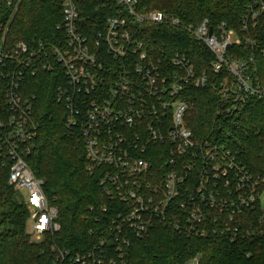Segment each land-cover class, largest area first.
<instances>
[{
  "label": "built area",
  "instance_id": "obj_1",
  "mask_svg": "<svg viewBox=\"0 0 264 264\" xmlns=\"http://www.w3.org/2000/svg\"><path fill=\"white\" fill-rule=\"evenodd\" d=\"M82 1L63 0L64 23L58 28L67 38L57 43L35 48L24 41L9 45V26L0 25V67L6 70L10 113H0V168L10 169L9 183L18 191L27 190L31 242L44 241L62 225L59 207L44 189L45 180L26 160L35 148L38 125L23 85L27 73L54 71L56 64L68 82L57 94L68 112L67 127L78 129L84 140L89 171L104 168L100 185L125 202L128 211L113 220L109 238L87 252L53 244V264H130L133 239L144 237L159 221L201 237L221 236L232 242L263 238L264 173L253 171L241 153L223 145L219 137L199 139L187 124L185 88L207 85L208 75H197L180 52L170 65L157 62L137 37L146 23L179 26L181 19L159 10L142 12L139 0H116L127 15L108 17L106 29L90 36L79 27ZM263 17L264 0H254L243 18V32L257 28ZM188 29L214 53L213 70L220 73L227 66L234 75L232 86L228 80L223 84L225 99L232 96L234 101L225 115H240L252 96L264 98V86L248 79L247 62L228 57L234 45L255 44L251 36L239 35L225 22L215 30L209 19ZM157 145L163 147L159 156L168 155V166H155ZM110 241L114 245L109 246ZM113 248L116 257L109 255ZM198 263L199 257L187 264Z\"/></svg>",
  "mask_w": 264,
  "mask_h": 264
},
{
  "label": "trees",
  "instance_id": "obj_2",
  "mask_svg": "<svg viewBox=\"0 0 264 264\" xmlns=\"http://www.w3.org/2000/svg\"><path fill=\"white\" fill-rule=\"evenodd\" d=\"M139 1L142 12L159 10L181 19L179 26L151 22L141 29L137 37L147 43L154 60L170 65L173 55L180 52L194 65L197 75H208L207 85L189 84L185 88L188 126L199 139L219 137L223 145L240 152L253 171L264 173V98L252 96L240 115H225L234 101L232 96L225 99L223 84L228 80L232 86L234 75L227 66L216 73L212 67L214 53L188 29L209 19L215 30L225 22L239 35L251 36L255 44L234 45L228 57L245 60L249 81L264 86V17L257 28L243 32V18L254 0ZM78 6L80 30L90 36L106 29L108 17L127 15L116 0H83ZM63 23V0H0V25L9 26V45L24 41L35 48L40 43H57L67 38L58 28ZM5 72L0 67V113L9 116ZM61 85L68 82L56 64L54 71L41 68L35 75L27 73L23 95L33 101L38 125L35 148L26 160L45 180L48 197L59 207L62 229L42 242H31L30 213L24 196L9 183L10 169L0 168V264H53V244L75 253L87 252L102 238H109L113 220L128 211L125 202L113 198L100 185L104 168L94 174L89 171L84 140L78 129L67 127L66 106L57 100ZM161 149V145L155 146L156 167L167 165L168 155L158 154ZM129 250L130 264H187L197 257L198 264H264V237L232 242L221 236L190 235L163 221L156 222L144 237H135ZM109 255L117 256L114 248Z\"/></svg>",
  "mask_w": 264,
  "mask_h": 264
},
{
  "label": "rangeland",
  "instance_id": "obj_3",
  "mask_svg": "<svg viewBox=\"0 0 264 264\" xmlns=\"http://www.w3.org/2000/svg\"><path fill=\"white\" fill-rule=\"evenodd\" d=\"M26 193H27L26 189H24L23 192L21 191V194H22V196H24V198H25Z\"/></svg>",
  "mask_w": 264,
  "mask_h": 264
}]
</instances>
